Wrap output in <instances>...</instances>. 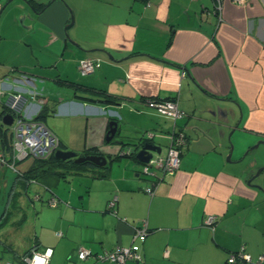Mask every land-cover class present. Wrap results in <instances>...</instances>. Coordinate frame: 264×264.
Returning a JSON list of instances; mask_svg holds the SVG:
<instances>
[{
  "label": "crops",
  "instance_id": "0c3cea01",
  "mask_svg": "<svg viewBox=\"0 0 264 264\" xmlns=\"http://www.w3.org/2000/svg\"><path fill=\"white\" fill-rule=\"evenodd\" d=\"M83 58L100 67L82 75ZM13 92L26 95V117L45 108L40 121L58 148L104 154L107 165L74 161L87 166L61 167L65 174L47 184L26 180L36 158L26 168L28 156L15 160L13 123L3 122ZM150 98L175 99L186 116L173 121L149 107ZM112 120L127 142L156 133L159 155L173 130L183 131L179 169L156 184L121 153L128 146L106 142ZM262 167L264 0H223L220 14L215 0H0V249L17 251L0 250V264H25L32 250L48 247L49 264H116L81 260L80 246L94 254L130 247L142 256L124 264H233L230 253L242 247L259 257ZM28 205L33 225L23 236ZM210 214L213 228L205 224ZM144 223L148 232L136 234Z\"/></svg>",
  "mask_w": 264,
  "mask_h": 264
},
{
  "label": "built area",
  "instance_id": "2783aa9c",
  "mask_svg": "<svg viewBox=\"0 0 264 264\" xmlns=\"http://www.w3.org/2000/svg\"><path fill=\"white\" fill-rule=\"evenodd\" d=\"M223 0H215V8L218 14L221 11ZM236 3L244 4L248 0H233ZM79 70L82 75L94 73L100 67L99 59L83 58L79 61ZM7 104L10 111L14 115L13 119V142L12 147L15 152V160L23 159L26 156L33 155L36 158H47L60 146V139L44 122L36 120L33 117H26L23 114L25 105L27 104V97L22 92H13L9 95ZM149 107L155 108L162 115L176 121L186 116V113L179 107V103L175 99H154L146 100ZM147 136L151 137L152 132H148ZM171 143L165 155H157L152 158L147 164L143 166V172L146 175L154 176L156 184L161 182L166 175H173L179 169L181 164V148L186 145L187 137L183 131L173 130L170 135ZM14 160V162H15ZM13 162V163H14ZM12 166V165H11ZM14 167V166H12ZM160 174H157V171ZM147 192L153 193L154 187L149 186ZM117 197L109 201V209L115 212V205ZM59 199L51 197L48 204L50 206H57ZM217 222V216L210 214L205 219V224L209 227H214ZM148 232L146 223L141 227H137L135 233L144 235ZM53 249L48 247L43 251L32 250L31 253L24 257L25 264H49L52 257ZM77 256L81 260L88 259L94 256L97 260L110 261L116 264H124L128 260L140 261L142 256L131 249L130 247H116L114 250H105L94 254L92 250L80 246L77 250ZM229 262L241 264H263L264 255L256 259L245 251L242 247L238 252H233L229 256ZM6 264H12L7 262Z\"/></svg>",
  "mask_w": 264,
  "mask_h": 264
},
{
  "label": "water",
  "instance_id": "95a60500",
  "mask_svg": "<svg viewBox=\"0 0 264 264\" xmlns=\"http://www.w3.org/2000/svg\"><path fill=\"white\" fill-rule=\"evenodd\" d=\"M13 119V115L7 113L4 116L3 122L7 125H11L13 123ZM122 131L123 129L121 125L116 120L110 121L105 140L107 143L116 141L119 144H123V147L128 146L129 149L123 148V151L121 152L123 155H128L129 157L136 159V161L140 164L145 165L155 157V154L159 155L161 153L162 147L155 142L156 133L152 132L151 137H145L143 135L134 142H127L123 139ZM255 147H258V145H255ZM55 157L64 160L73 158L75 163L91 162L98 167H103L108 163L107 156L101 153L79 155L76 151L63 150L60 148L55 151ZM263 169L264 167L258 169L256 175H259Z\"/></svg>",
  "mask_w": 264,
  "mask_h": 264
},
{
  "label": "trees",
  "instance_id": "16d2710c",
  "mask_svg": "<svg viewBox=\"0 0 264 264\" xmlns=\"http://www.w3.org/2000/svg\"><path fill=\"white\" fill-rule=\"evenodd\" d=\"M101 96H103L104 100H107L110 102H118L119 101V99L117 97H115L109 93H106V92H104ZM44 110H45V108L43 107V109L39 112L38 116L34 117V119L41 120L40 116L45 113ZM182 148H181V152H182ZM85 154L88 155L87 153H85ZM86 166L87 165H85V164H75L73 158L65 159V160L56 159L53 156L50 158L49 157H47V158H36L35 165L32 166L31 169L28 170L27 172H24L23 177H25L26 180H30V179L34 178V179L38 180L40 183L47 184L49 179H50V181L51 180H58V178L60 176L65 174V173L59 171L60 170L59 168H61V167L85 169ZM107 173H108L107 168H105L103 171H100L98 173V176H100V177L106 176ZM52 178H55V179H52ZM239 250H236L233 252H238ZM233 252H231V253H233ZM253 258H255V257H253ZM228 259H229V257H228ZM228 259H227V261L229 262ZM229 263H231V262H229ZM233 264H236V263H233Z\"/></svg>",
  "mask_w": 264,
  "mask_h": 264
},
{
  "label": "rangeland",
  "instance_id": "374dc122",
  "mask_svg": "<svg viewBox=\"0 0 264 264\" xmlns=\"http://www.w3.org/2000/svg\"><path fill=\"white\" fill-rule=\"evenodd\" d=\"M72 29H73V26L71 27ZM254 153H259V150L257 149H255V152ZM252 155H254V154H252ZM35 156H33V155H29L28 157H26L25 159H23L22 161H21V163H25L27 160H29L28 161V163H26L25 165H24V167L26 168L29 164H31L32 162H33V160H35ZM20 163V164H21ZM260 178H256L255 179V181L256 182H260V181H262L263 179H264V172L259 176ZM35 188H37V186H34ZM34 187H32L33 189V192H35L34 191ZM27 220H26V227H23V229L22 230H24V233L22 234L23 236H26V235H28L29 234V229L30 228H32V225H33V208L31 207V206H29L28 205V207H27ZM28 245H29V243H28ZM28 247H27V243L26 244H24V246L22 247V249H20V250H25V249H27ZM1 250V252L2 253H4L5 255H9V254H11L12 256H14V254H15V252H17L16 250L15 251H7V252H4V249L3 248H1L0 249ZM18 250V249H17Z\"/></svg>",
  "mask_w": 264,
  "mask_h": 264
}]
</instances>
